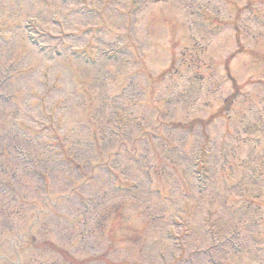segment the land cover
Here are the masks:
<instances>
[{
	"label": "rangeland",
	"instance_id": "374dc122",
	"mask_svg": "<svg viewBox=\"0 0 264 264\" xmlns=\"http://www.w3.org/2000/svg\"><path fill=\"white\" fill-rule=\"evenodd\" d=\"M0 84V264H264V0H0Z\"/></svg>",
	"mask_w": 264,
	"mask_h": 264
},
{
	"label": "trees",
	"instance_id": "16d2710c",
	"mask_svg": "<svg viewBox=\"0 0 264 264\" xmlns=\"http://www.w3.org/2000/svg\"><path fill=\"white\" fill-rule=\"evenodd\" d=\"M230 104V101L228 102L227 100L225 101V104L223 105L224 109L226 108V110L228 109V105ZM211 118V117H210ZM212 120V119H210ZM209 119L208 121H205V122H211ZM48 243L47 241H44L43 244H46ZM50 243V242H49ZM50 248H56V250H60L59 247L55 246L53 243H50Z\"/></svg>",
	"mask_w": 264,
	"mask_h": 264
}]
</instances>
